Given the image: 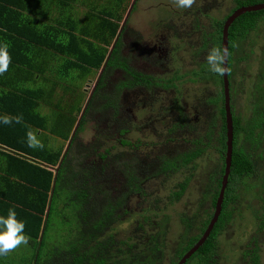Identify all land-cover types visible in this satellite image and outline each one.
I'll list each match as a JSON object with an SVG mask.
<instances>
[{"label": "rangeland", "instance_id": "1", "mask_svg": "<svg viewBox=\"0 0 264 264\" xmlns=\"http://www.w3.org/2000/svg\"><path fill=\"white\" fill-rule=\"evenodd\" d=\"M131 1L121 0L115 7L114 0H104L119 11V26ZM236 6L235 0H196L192 8L179 9L172 0H136L127 17L120 57L132 69L152 76L155 84L117 91L114 112L108 100L123 72L119 67L110 70L103 97L98 94L85 115L79 149L73 146L71 153L79 163L97 168L95 186L115 207V220L102 238L110 264H139L138 254L150 257L151 264H174L188 242L181 217L194 219L193 235L212 214L215 189L210 177L215 180L222 160L216 148L219 121L212 125L211 115L220 105L212 101L220 82L216 74L200 73L209 69L208 51L220 46L217 22ZM232 59L233 113L241 129L236 139L253 158L254 176L263 180L264 20L236 42ZM99 71H91L70 94L59 96L63 107H69L76 93L83 107ZM54 114L42 113L50 119ZM73 117L77 121L79 114ZM123 121L130 147L119 142ZM207 136L209 145L195 150V141ZM46 137L50 146L64 152L68 140ZM188 153L195 154L185 161ZM251 180L244 179L235 189L237 201L221 219L214 251L202 259L196 254L184 264H264V225L259 220L264 219V201L257 200ZM182 183L186 187L174 197Z\"/></svg>", "mask_w": 264, "mask_h": 264}, {"label": "trees", "instance_id": "2", "mask_svg": "<svg viewBox=\"0 0 264 264\" xmlns=\"http://www.w3.org/2000/svg\"><path fill=\"white\" fill-rule=\"evenodd\" d=\"M245 1L235 0L236 7L264 2V0ZM120 2L121 0H114L113 5L118 7ZM113 5L111 3L106 4L105 8L100 10L99 15L90 12L85 16L82 24L72 21L69 31L64 33L67 44L57 43L61 47H53L56 52L73 58V61L67 59L66 65L57 67L58 73H62V68L65 69L64 71H76L74 76L69 77V84H72V86L75 77L86 72L96 71L105 63L102 74L65 154L62 153L61 149L50 146L48 143L49 138L46 137L45 140V136L54 135L64 141L69 139V133L76 121L73 115L80 114L82 109L83 101H81V97L74 98V101L66 109V107H63L62 98H58L57 103L54 102L53 98L55 97H53L52 91L49 90L50 87L48 88L45 85L46 81L35 89L29 90L27 88L12 93L4 92L2 96L4 105L9 103L10 106L0 108V117L22 116L23 120L20 124L13 122L10 125L0 122V215H6L8 208L15 205L17 218L25 222V234L31 238L28 245H22L7 257H3V264H110L108 261L110 256L107 252L108 248L104 245L102 238L105 230L115 220V207L110 203L108 196L104 195L95 186L96 177L94 175L97 168H89L85 163H79L71 154L73 153L72 147L79 149L77 138L84 123L85 115L90 108L94 107L95 97L98 94L103 97L104 94L101 89L106 86V78L110 70L119 67L123 72L122 79L114 85L113 95L108 100V106L114 112H116V103L112 98L117 91L123 89L133 90L135 88L140 90L150 89L155 84L152 76L132 69L120 57V38L123 31H125V26L109 54L108 47H111V42L117 35L118 22L121 19L118 14L119 11L116 8L114 9ZM235 9L233 8L225 18L216 24L220 33L219 48H221L224 21ZM262 20H264V10L245 12L237 17L228 28L227 41L230 56L227 59V67L230 68L228 80L233 128L230 173L227 178L218 220L205 242L190 258L197 254L202 259L204 254L214 251V239L216 232L219 230L221 219L226 217L228 205L237 201L238 194L235 189L239 183L244 182V179L251 177V185L257 186L258 192L255 195L257 200L264 201V179L259 180L256 175L254 176L253 158L250 153L244 150L242 145L238 144L236 139L241 129L233 113L231 92L232 54L235 44L254 30ZM76 32L80 37L76 35ZM242 58L245 59V56H242ZM201 74L215 76L209 69L201 72ZM48 82L51 85L55 84L53 81ZM219 82V95L212 101L213 103L220 101V105L214 107L211 119L212 125L215 121H219V137L216 148L222 163L215 180L210 177L215 189L213 200H211L213 211L224 173L226 149L222 76H219ZM41 104L54 106L58 109L54 114V118L50 119L47 115L40 114L38 108ZM125 126L123 121L118 130V134L122 137L119 142L123 147H130L131 142L127 138L129 131ZM29 134L42 142L44 148L33 149L28 147ZM211 136H207V139H197L194 143L196 144L195 150L202 144L209 145ZM106 152L109 153L108 150ZM194 154L188 153L185 161L190 160ZM167 167L168 165L164 168ZM180 187L181 190L176 191L173 194L174 197L181 195V191L186 187L185 183H182ZM213 211L202 227L193 235L194 219L181 217V222L186 231L183 238L187 239L188 242L174 264L201 237L212 218ZM259 220H262L261 225H264V219ZM88 251L92 252L89 253ZM135 258L139 264H151L152 262L150 257L142 254L136 255ZM116 264H122V262L117 261Z\"/></svg>", "mask_w": 264, "mask_h": 264}, {"label": "crops", "instance_id": "3", "mask_svg": "<svg viewBox=\"0 0 264 264\" xmlns=\"http://www.w3.org/2000/svg\"><path fill=\"white\" fill-rule=\"evenodd\" d=\"M105 6L104 0H0V42H9L12 57L9 70L0 76V108L9 105L3 103L4 92L35 89L44 81L55 97L54 102L59 96L70 94L77 81L90 72L75 77L73 86L69 84V77L76 71L62 68V73H58L57 67L66 65V60L73 61V58L56 52L53 47H61L57 43L67 44L64 33L69 31L72 21L82 24L87 14L99 15ZM76 35L80 37L77 32ZM76 97L81 95L76 93ZM39 109L41 115L58 111L54 106L42 104ZM2 261L3 257H0V264Z\"/></svg>", "mask_w": 264, "mask_h": 264}, {"label": "clouds", "instance_id": "4", "mask_svg": "<svg viewBox=\"0 0 264 264\" xmlns=\"http://www.w3.org/2000/svg\"><path fill=\"white\" fill-rule=\"evenodd\" d=\"M172 3L179 9H190L196 3V0H172ZM9 47V42H0V76L4 75L11 66L12 57ZM229 56L230 53L227 47L223 49L212 47L205 57L209 71L219 76L229 73L230 68L226 66ZM22 120V116L0 117V122L5 125H10L13 122L20 124ZM27 144L28 147L33 149L44 148L43 143L31 134L28 136ZM24 230L25 222L17 218L15 205L8 208L6 215H0V257H7L22 245H28L31 238L25 234Z\"/></svg>", "mask_w": 264, "mask_h": 264}, {"label": "water", "instance_id": "5", "mask_svg": "<svg viewBox=\"0 0 264 264\" xmlns=\"http://www.w3.org/2000/svg\"><path fill=\"white\" fill-rule=\"evenodd\" d=\"M135 2H136V0L131 1V4H130L127 12H126V15H125L121 25L119 26V29L117 31V35L115 36V39L112 43V46L109 49V54L112 51L116 41L118 40V37L120 36L121 31L123 30L125 22L127 20V17L129 16L132 8L134 7ZM259 10H264V2L257 3L254 5H247V6L238 7L230 15H228V17L224 21L223 28H222L221 49H223L225 47L228 48V41H227L228 28L233 23V21L237 17H239L240 15L244 14L245 12L259 11ZM226 66H227V62H226ZM104 67H105V63H103V65L100 68V71H99L97 79L94 83V86H93L92 90L90 91V93H89V95L85 101L84 107L82 108L80 115L76 121V124H75V126L71 132V135L69 136V139L67 141V146H66L63 154H65L67 152V149L70 145L71 139L73 138V136L75 134V131L79 125V121H80L81 117L83 116V113L85 112V109H86L88 102H89V100L93 94V91H94V89L98 83V80L100 78V75L102 74ZM222 83H223V92H224V112H225V126H226L225 146H226V149H225V155H224V173H223L222 178H221L220 190H219L218 196L216 198L215 208L213 211L212 218L209 221L205 231L203 232L201 237L196 241V243L193 244V246L180 258V260L176 264H184L187 261V259H189L198 250V248L205 242V240L209 236L210 232L212 231V229H213L215 223L217 222L218 217L221 213L222 202H223V198H224V191H225V188L227 185V178H228V175L230 173L232 141H233V128H232V116L230 113L228 73H225V75L222 76Z\"/></svg>", "mask_w": 264, "mask_h": 264}]
</instances>
